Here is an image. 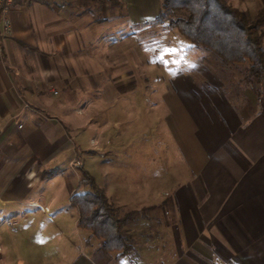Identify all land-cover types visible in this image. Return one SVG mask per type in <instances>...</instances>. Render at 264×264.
Masks as SVG:
<instances>
[{
  "label": "crops",
  "instance_id": "obj_1",
  "mask_svg": "<svg viewBox=\"0 0 264 264\" xmlns=\"http://www.w3.org/2000/svg\"><path fill=\"white\" fill-rule=\"evenodd\" d=\"M99 3L98 11L90 0H15L10 30L0 22L1 218L6 208L21 217L40 207L36 214L59 226L41 199L54 184L66 189L69 201L78 189L87 121L97 128L91 142L100 156L118 137L105 136L98 109L118 104V91L137 85L129 43L117 49L111 18L119 7L125 22L157 20L162 6L160 0ZM210 73L200 83L176 82L175 99L153 105L169 107L168 129L189 177L181 180L176 169L169 180L173 196L148 194L133 208L143 213L128 226L131 250L121 259L79 228L78 217L85 232L79 255L65 264H264V82L230 93ZM123 171L111 168L114 186L136 175ZM149 182L143 169L141 186ZM2 243L0 264H24Z\"/></svg>",
  "mask_w": 264,
  "mask_h": 264
},
{
  "label": "rangeland",
  "instance_id": "obj_2",
  "mask_svg": "<svg viewBox=\"0 0 264 264\" xmlns=\"http://www.w3.org/2000/svg\"><path fill=\"white\" fill-rule=\"evenodd\" d=\"M99 1L90 0L92 7L98 11L102 8ZM230 1L245 10L252 19L260 16L264 9L261 0ZM125 13L122 8H116V15L111 18L110 34L116 41L117 49H123L129 43L127 51L132 57L128 64L133 69L131 76L137 88L128 91L120 89L118 104L99 107L97 122L103 126L105 136H118L113 139V144L106 142L108 149L103 156L91 142L98 131L90 121H87L81 138L84 168L91 172L96 184L105 190L119 215L142 206L148 194L152 198H159L161 194L167 198L165 192L173 196L169 180L177 173L176 169L181 170L178 173L181 180L189 177L185 167L182 168L183 162L175 139L168 129L169 107L153 106L154 103L164 99L174 100L176 82H185L186 77L196 83L207 81L210 78L208 72L226 83V90L230 93L236 91L233 88L240 84H250L246 77L248 63H226L212 51L196 47L177 29L153 17L139 23L125 22ZM154 108H157L158 113ZM115 164L124 168L125 174L134 172V179L129 175L124 179V184L114 186L111 168ZM143 169L150 182L142 187ZM78 173L83 176L84 170H78ZM46 188L50 192L41 202L51 206L60 227L49 222L45 216L37 215L40 207L26 209L21 217L10 216L13 210L6 208L3 217H0V242H3L4 248L11 247L16 263L22 259L24 264L33 260H36L33 264H65L68 259L73 260L79 255L80 236L85 233L77 226L79 208L69 201L66 189L58 191L56 184ZM91 190V187H87L80 189V192ZM63 231L72 241L67 239ZM80 233L82 235L79 236Z\"/></svg>",
  "mask_w": 264,
  "mask_h": 264
},
{
  "label": "trees",
  "instance_id": "obj_3",
  "mask_svg": "<svg viewBox=\"0 0 264 264\" xmlns=\"http://www.w3.org/2000/svg\"><path fill=\"white\" fill-rule=\"evenodd\" d=\"M157 21L177 29L193 45L212 51L226 63H248L247 80L264 82V10L252 19L230 0H163ZM87 187L92 190L80 192ZM70 201L79 208V228L99 239L104 251L113 253L116 259L130 252L128 226L143 209L119 215L87 170Z\"/></svg>",
  "mask_w": 264,
  "mask_h": 264
},
{
  "label": "built area",
  "instance_id": "obj_4",
  "mask_svg": "<svg viewBox=\"0 0 264 264\" xmlns=\"http://www.w3.org/2000/svg\"><path fill=\"white\" fill-rule=\"evenodd\" d=\"M15 0H0V22L5 31L10 30L9 11Z\"/></svg>",
  "mask_w": 264,
  "mask_h": 264
}]
</instances>
